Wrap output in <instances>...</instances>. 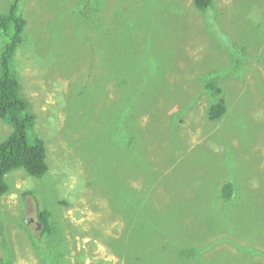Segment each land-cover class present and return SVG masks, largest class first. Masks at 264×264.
<instances>
[{
  "label": "rangeland",
  "instance_id": "rangeland-1",
  "mask_svg": "<svg viewBox=\"0 0 264 264\" xmlns=\"http://www.w3.org/2000/svg\"><path fill=\"white\" fill-rule=\"evenodd\" d=\"M104 1L115 34L90 57L89 0L22 3L27 35L14 64L49 170L6 175L0 242L12 264H46V254L47 264H131L127 243L135 251L139 241L154 256L137 264H187L171 252L187 243L200 248L196 264H264V0H213L206 12L193 0ZM219 32L224 43L212 44ZM165 54L167 71L153 73ZM89 65L95 105L83 88ZM211 76L227 103L216 121ZM101 87L109 97L96 104ZM11 130L0 119V141ZM227 181L235 193L223 200ZM42 208L50 236L37 229Z\"/></svg>",
  "mask_w": 264,
  "mask_h": 264
},
{
  "label": "trees",
  "instance_id": "trees-1",
  "mask_svg": "<svg viewBox=\"0 0 264 264\" xmlns=\"http://www.w3.org/2000/svg\"><path fill=\"white\" fill-rule=\"evenodd\" d=\"M23 1L24 0H10L7 9L5 11H0V119L12 127L11 132L0 141V197L9 190V184L5 179L9 172L16 169H24L30 176L42 177L49 170L46 159L45 139L41 137L35 129L37 114L32 109L28 99L21 92L22 83L14 64L16 52L24 43L27 35V19L22 12ZM212 2L213 0H193L194 7L202 12L209 10L212 6ZM103 3H105L104 0H89V14L84 17L85 20L89 19V28L95 31V37L98 39L95 43L89 44V57L94 56L98 48L105 51L107 46L103 38L113 37L115 34L114 27H107L102 18L103 15L101 16ZM170 7H172V5H170ZM78 11L84 13V9H82L81 6L78 7ZM178 11L182 15L183 10L179 8L175 12L177 13ZM219 37L220 32L217 34L211 33V43L213 44V40ZM217 41L222 44L224 43L223 37H220ZM167 56L168 55L165 54V58L161 59L157 65L155 64L153 66V73L161 72L162 74L167 71L168 66L162 63V60H169ZM92 68L93 66L89 65V78H87V80L89 79V85L88 82L84 81L83 86V88L86 89L89 87V100H87L86 105H90L91 102L95 105L92 100L95 93L91 90V80L94 77ZM205 89L209 95L213 97L207 110L208 118L213 121L219 120L226 113L227 103L223 96L220 95L222 90L213 76L205 79ZM102 90V87L97 90V96L101 94V97L98 98L96 104L103 102L105 98L109 97L106 95V91ZM72 91H74V89H72ZM84 93L85 91L83 89L76 92L78 97L82 96ZM108 94L111 95L110 92ZM162 96L163 92L157 91L155 100L159 101ZM166 103L167 101L165 104ZM165 104L164 108L166 106ZM91 141L92 139L89 138V144ZM124 143L125 145L129 143V136ZM234 193V184L231 181H227L221 185L220 196L223 200L231 199ZM37 218L42 224V229L39 232L40 236H50L56 232L51 219V213L47 209H40L37 213ZM201 241V239H195V243H201ZM189 244L191 243L173 248L171 252L172 254L179 252L182 257L187 256V264H196L197 261L200 260L198 257L200 248L197 245L190 246ZM0 246L3 249L2 251L0 250V264H12V254L4 238L2 242H0ZM134 249V244L127 243L126 250L129 252L127 255L129 256L128 260L131 261V264H137V261L141 260L139 255L147 253L146 246L142 245L140 241L135 251H133ZM180 249H182V251H179ZM152 251L153 249L148 250L149 254L146 255L153 258L154 253H152ZM46 256L50 258L47 254ZM46 256L42 255V263L47 264ZM54 260H57V258H54ZM53 264L57 263L53 261Z\"/></svg>",
  "mask_w": 264,
  "mask_h": 264
},
{
  "label": "water",
  "instance_id": "water-1",
  "mask_svg": "<svg viewBox=\"0 0 264 264\" xmlns=\"http://www.w3.org/2000/svg\"><path fill=\"white\" fill-rule=\"evenodd\" d=\"M42 227V224L39 222L38 224H37V229H40Z\"/></svg>",
  "mask_w": 264,
  "mask_h": 264
},
{
  "label": "flooded vegetation",
  "instance_id": "flooded-vegetation-1",
  "mask_svg": "<svg viewBox=\"0 0 264 264\" xmlns=\"http://www.w3.org/2000/svg\"><path fill=\"white\" fill-rule=\"evenodd\" d=\"M27 223H28V221H27Z\"/></svg>",
  "mask_w": 264,
  "mask_h": 264
}]
</instances>
